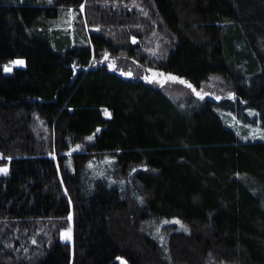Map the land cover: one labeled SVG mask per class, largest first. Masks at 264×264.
<instances>
[{"label":"trees","instance_id":"1","mask_svg":"<svg viewBox=\"0 0 264 264\" xmlns=\"http://www.w3.org/2000/svg\"><path fill=\"white\" fill-rule=\"evenodd\" d=\"M116 1L0 0V264H264V141L220 116L264 126V0ZM84 4L110 30L79 47L55 24ZM101 52L231 95L175 100ZM105 156L127 186L87 176ZM171 218L163 256L145 231Z\"/></svg>","mask_w":264,"mask_h":264},{"label":"rangeland","instance_id":"2","mask_svg":"<svg viewBox=\"0 0 264 264\" xmlns=\"http://www.w3.org/2000/svg\"><path fill=\"white\" fill-rule=\"evenodd\" d=\"M111 6H117L116 0H111ZM91 7L87 5H82L76 10L67 9L63 11V14L60 16L59 20L55 24V27L61 29L63 32H70L71 38L75 39L73 45L84 47L87 46L86 41L84 42L81 38V35H85L90 30H95L96 28L100 29V32L110 30L108 27H103L99 22H93ZM142 19V17H141ZM91 25V26H89ZM75 27H78V30L81 32V35L75 33ZM153 36L155 41L158 43L155 44L153 51L151 50L149 55L160 51V45L167 43V38H161L159 36V32H156L153 28ZM106 34V33H104ZM78 40H77V39ZM81 39V40H79ZM101 56L105 58L108 63V67L111 71L123 76V77H139L143 78L146 81L154 82L156 87L162 91L165 95L172 99H181L191 95H198L200 97L207 96L210 99L218 100L222 97H229L231 95V90L229 89V84L225 83L223 79L212 76L207 81L202 82L199 86L193 87L185 80H172L166 79L162 81L164 76L159 74L158 69H154L153 67H147L139 64L136 60H131L129 58L124 57L123 55L111 56L107 53H102ZM20 61H15L13 63H8L3 65V71L8 73L14 66H20ZM104 115L108 116V111H104ZM220 116L222 117L224 123L234 130L236 134L239 136L241 140H259L264 141V126L257 125H245L240 122H237L230 114L220 112ZM91 135H88L87 138H91ZM106 157V156H105ZM113 159L104 158L101 161H89L86 165V174L89 178H102L108 184L117 183L118 186H127L129 183V176H122L118 172L113 171ZM0 174L7 175L8 170L6 167H0ZM90 179V180H91ZM71 218V217H69ZM188 228L185 223H183L178 218L171 219H163L155 222L154 225H151L146 228L145 234L147 237L152 239L158 246L160 253L164 256L167 255V242L169 239V234L173 231H186ZM64 241L70 240V230H68L65 234L62 235ZM13 244L11 243L10 249H6L5 254H10L16 256L20 251L23 252L30 258L36 255L35 257H39L42 254L41 250L36 248H28L22 246H15L14 250L12 249ZM37 249V250H36ZM120 264H123L121 262Z\"/></svg>","mask_w":264,"mask_h":264},{"label":"water","instance_id":"3","mask_svg":"<svg viewBox=\"0 0 264 264\" xmlns=\"http://www.w3.org/2000/svg\"><path fill=\"white\" fill-rule=\"evenodd\" d=\"M166 80V77H164L163 79H162V81H165Z\"/></svg>","mask_w":264,"mask_h":264}]
</instances>
